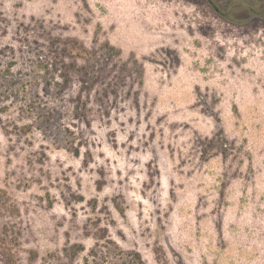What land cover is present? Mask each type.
<instances>
[{
  "label": "rangeland",
  "instance_id": "374dc122",
  "mask_svg": "<svg viewBox=\"0 0 264 264\" xmlns=\"http://www.w3.org/2000/svg\"><path fill=\"white\" fill-rule=\"evenodd\" d=\"M250 1L0 0V264H264Z\"/></svg>",
  "mask_w": 264,
  "mask_h": 264
},
{
  "label": "flooded vegetation",
  "instance_id": "af4514ba",
  "mask_svg": "<svg viewBox=\"0 0 264 264\" xmlns=\"http://www.w3.org/2000/svg\"><path fill=\"white\" fill-rule=\"evenodd\" d=\"M209 3L211 4V6L213 7V9L219 13L221 16L223 17H229V15L232 13H228V11L225 9L228 7V4H223L221 5H217V1L219 0H208ZM262 5H264L263 3H254V2H249V4L247 5V7L239 9L237 11L238 15L242 16L243 18H247V17H251V16H255L256 14L259 13V8L262 7ZM261 10V9H260ZM261 12V11H260Z\"/></svg>",
  "mask_w": 264,
  "mask_h": 264
}]
</instances>
